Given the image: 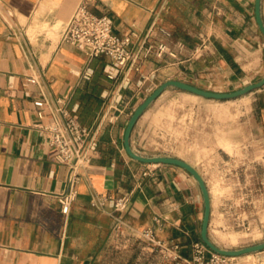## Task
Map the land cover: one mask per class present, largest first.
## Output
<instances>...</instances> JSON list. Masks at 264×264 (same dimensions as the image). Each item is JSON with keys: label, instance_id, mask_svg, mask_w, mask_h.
I'll return each instance as SVG.
<instances>
[{"label": "crops", "instance_id": "0c3cea01", "mask_svg": "<svg viewBox=\"0 0 264 264\" xmlns=\"http://www.w3.org/2000/svg\"><path fill=\"white\" fill-rule=\"evenodd\" d=\"M79 1L0 0V264H110L120 241L117 216L120 229L139 237L150 228L166 246L140 238L143 249L129 264H181L174 255L190 257L192 242L201 240L200 188L177 164L131 157L124 130L133 110L165 80L230 91L262 78L264 35L254 0H93L91 9L106 13L138 52L125 66L105 55L89 58L61 39ZM260 17L264 25V0ZM160 44L165 49L158 54ZM249 93L264 140V84ZM198 97L166 87L136 120L132 150L184 160L205 180L199 166L223 158L215 118L202 115ZM59 98L98 134L68 212L58 199L69 187L68 166L56 160L40 127L52 120ZM106 193L128 195L126 209L92 203ZM209 194L208 235L216 243L211 234L220 207ZM231 264H264V249L234 256Z\"/></svg>", "mask_w": 264, "mask_h": 264}, {"label": "rangeland", "instance_id": "374dc122", "mask_svg": "<svg viewBox=\"0 0 264 264\" xmlns=\"http://www.w3.org/2000/svg\"><path fill=\"white\" fill-rule=\"evenodd\" d=\"M198 98L202 115L215 118L217 144L222 147L223 159L218 164L199 166L214 207H220L219 223L213 224L211 237L226 248L260 241L264 239V140L251 117L252 95ZM117 236L120 241L112 251L114 262L110 264H129L134 255H140L142 240L124 229Z\"/></svg>", "mask_w": 264, "mask_h": 264}, {"label": "built area", "instance_id": "2783aa9c", "mask_svg": "<svg viewBox=\"0 0 264 264\" xmlns=\"http://www.w3.org/2000/svg\"><path fill=\"white\" fill-rule=\"evenodd\" d=\"M93 0H80L70 18L64 23L61 39L83 51L89 58L105 55L117 66H125L138 58V52L129 47L130 36L118 35L113 29L112 19L106 13H96L91 9ZM165 49L164 44L159 45L158 54ZM200 51L199 46L194 52ZM53 118L41 124L46 132L49 145L55 148L57 161L68 166L69 187L60 193L58 199L65 212L69 211L72 200L76 195L74 184L78 178L79 170L90 161V152L95 149L98 139L97 130L82 125L68 110L64 99H57L52 107ZM40 114V112L38 111ZM109 202L115 211L126 209L129 196H114L109 193L94 195L92 203L98 207ZM122 220L116 217V232L120 231ZM139 237L154 247L166 248L163 241L156 238L150 228L142 229ZM169 257V254H164ZM181 260V264H231L233 257L226 256L210 250L201 240H194L191 244L190 257L174 255Z\"/></svg>", "mask_w": 264, "mask_h": 264}, {"label": "water", "instance_id": "95a60500", "mask_svg": "<svg viewBox=\"0 0 264 264\" xmlns=\"http://www.w3.org/2000/svg\"><path fill=\"white\" fill-rule=\"evenodd\" d=\"M260 1L261 0H254V7H255V18L257 21V24L264 35V25L262 23V19L260 17ZM264 84V76L260 78L259 80L255 82L248 83L242 87H239L234 90L230 91H216L212 89H206L199 87L197 85L188 83L183 80L179 79H168L159 84L156 88L152 90L150 94H148L142 102L133 110L132 114L130 115L123 135V144L126 152L133 158L143 161V162H164V163H173L177 164L184 169H186L197 181V184L200 188L202 199H203V214H202V220H201V226H200V239L201 241L212 251H215L217 253L234 257L238 256L244 253H249L257 250L264 249V240L255 244H250L238 248H224L218 246L215 242L211 240V238L208 235V224H209V217H210V194L209 189L206 185L205 180L203 179L200 172L192 165L188 164L184 160H181L176 157L172 156H142L140 154H137L132 150L130 147V133L131 130L138 119V117L141 115V113L149 106V104L158 96L160 93L168 86H174L182 90H186L189 92H192L194 94H197L199 96H203L205 98H212V99H228V98H234L239 95L248 93L256 88L261 87Z\"/></svg>", "mask_w": 264, "mask_h": 264}]
</instances>
